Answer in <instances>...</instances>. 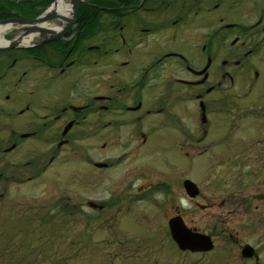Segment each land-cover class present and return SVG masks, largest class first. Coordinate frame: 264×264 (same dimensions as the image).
Returning <instances> with one entry per match:
<instances>
[{"label":"flooded vegetation","instance_id":"obj_1","mask_svg":"<svg viewBox=\"0 0 264 264\" xmlns=\"http://www.w3.org/2000/svg\"><path fill=\"white\" fill-rule=\"evenodd\" d=\"M53 2L0 0V22L36 20ZM125 2L120 11L118 0L110 8L83 0L71 27V10L48 22L50 33L70 27L48 42L36 36L10 48L30 27H2L0 160L44 155L40 142L53 163L78 143L84 177L94 176L98 192L91 209H122L155 192L173 203L174 195L168 225L180 219L187 226L185 200L194 212L187 227L212 245L190 253L211 254L213 264H264V101L255 131L214 121L233 112L236 84L257 83L264 96V0H235L241 23L217 19L230 0ZM63 3L72 8L71 0ZM208 136L215 139L203 144ZM156 155L160 162L151 161ZM200 159L210 163L204 175ZM155 169L166 180L134 192V180ZM206 177L211 197L202 186ZM185 182L193 184L191 196Z\"/></svg>","mask_w":264,"mask_h":264},{"label":"rangeland","instance_id":"obj_2","mask_svg":"<svg viewBox=\"0 0 264 264\" xmlns=\"http://www.w3.org/2000/svg\"><path fill=\"white\" fill-rule=\"evenodd\" d=\"M230 2L231 5L217 11V19L241 23V2ZM184 49H188L187 45ZM261 89L257 83L253 87L236 84L232 90L233 112L217 115L214 121L241 123L255 131L257 124H261ZM212 139L215 138L208 136L203 144ZM36 145L44 155H27L19 163L12 156L0 160V264H213L211 254L182 252L172 241L168 220L174 215V195L173 203L166 201L163 192H155L151 198L123 205L122 209L116 206L103 213L95 211L88 203L97 202L98 192L94 176L84 177L80 163L83 147L78 143L69 146L50 163L46 148L40 142ZM90 156L87 152L86 159ZM159 160L160 155L151 159ZM199 161L204 175L210 163L205 159ZM14 164L20 165L19 172L14 170ZM151 171L150 178L134 180V192L141 186H156L166 180L167 175L156 169ZM199 174L200 171L195 172L198 178ZM182 177L191 176L183 171ZM202 180L205 193L211 197L210 178ZM181 205L190 227L193 207L185 200ZM229 264L241 263L234 259Z\"/></svg>","mask_w":264,"mask_h":264},{"label":"water","instance_id":"obj_3","mask_svg":"<svg viewBox=\"0 0 264 264\" xmlns=\"http://www.w3.org/2000/svg\"><path fill=\"white\" fill-rule=\"evenodd\" d=\"M60 0H54V2L50 5V7L46 10V12L37 18L36 20H6L0 22V28L4 26H16V25H22V26H28L29 29H26L25 33L20 36L18 39L11 42L8 47H17L20 45L21 41L26 38L33 37H40L44 39V42L50 41L51 39H58L66 34V32L69 30L71 25L75 22L80 5L83 0H71L72 2V8H71V18L69 21V26L67 29L57 31L55 33H50V31H46L44 29V26L48 24L53 19H62L63 15H60L57 12H53V9L56 8L58 5V2ZM33 27V28H31ZM51 34V35H50ZM2 49V48H0ZM185 188L188 193V195H192L193 193V184L191 182H185ZM169 232L171 235V239L176 244L178 249L182 252H197V251H210L212 249L211 243L206 239L205 237H198L192 231L185 225L184 222H182L180 219H174L171 222H169ZM247 249L244 250L243 255H247Z\"/></svg>","mask_w":264,"mask_h":264},{"label":"bare ground","instance_id":"obj_4","mask_svg":"<svg viewBox=\"0 0 264 264\" xmlns=\"http://www.w3.org/2000/svg\"><path fill=\"white\" fill-rule=\"evenodd\" d=\"M63 1L64 0H60L58 2V4H57L58 6L53 9V12H57V13H59L61 15H64V14L68 15L69 14V12L71 10L70 5H67V4L63 3ZM44 27H45L46 31H50V29H52V30L55 29L53 26H50L49 28H47V26H44ZM4 32H5V29L4 28L0 29V44H3L4 43L3 42V39H1V36H2V34ZM32 39H33V36H31L28 39L27 38L26 39H23L21 41V45H29V44H31Z\"/></svg>","mask_w":264,"mask_h":264},{"label":"trees","instance_id":"obj_5","mask_svg":"<svg viewBox=\"0 0 264 264\" xmlns=\"http://www.w3.org/2000/svg\"><path fill=\"white\" fill-rule=\"evenodd\" d=\"M89 2H91V3H102V5H104V7H112L111 6V0H88ZM119 1V7H120V11H125V10H127V8L125 7V6H122V4H125L126 2H125V0H118ZM105 3H108V5L106 6V4ZM86 10H87V7L85 8ZM83 11V8L81 9V13H83L82 12ZM82 15H80V17H81Z\"/></svg>","mask_w":264,"mask_h":264}]
</instances>
